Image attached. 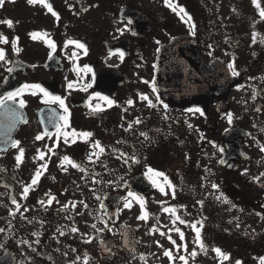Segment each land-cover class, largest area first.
<instances>
[{"label": "flooded vegetation", "instance_id": "flooded-vegetation-1", "mask_svg": "<svg viewBox=\"0 0 264 264\" xmlns=\"http://www.w3.org/2000/svg\"><path fill=\"white\" fill-rule=\"evenodd\" d=\"M45 3L4 0L0 7V21H12L0 23V264H185L181 256L187 264H260L264 0ZM168 46L176 48L171 59ZM187 65L191 71L180 76ZM26 84L61 97L68 112L34 88L5 100ZM195 108L204 114L188 111ZM97 141L103 153L93 148ZM129 193L144 198L143 208ZM145 211L149 218L139 219Z\"/></svg>", "mask_w": 264, "mask_h": 264}, {"label": "snow or ice", "instance_id": "snow-or-ice-1", "mask_svg": "<svg viewBox=\"0 0 264 264\" xmlns=\"http://www.w3.org/2000/svg\"><path fill=\"white\" fill-rule=\"evenodd\" d=\"M12 2H14V0H12ZM27 2H28L29 4H36V3L38 2V0H27ZM39 2H40V3H45V0H39ZM166 3H168L170 7L172 6V0H166ZM3 4H4V0H0V7H3ZM45 6L48 8V10H49L50 12L53 13V15H58L57 13H55V12L53 11V9H52V7H51L50 4H46V3H45ZM85 10H87V9H85ZM172 10H173L174 12L177 11V7H173ZM179 12L182 13L183 15H186V16L188 17L187 20H185L184 22H185V23H191V28L193 29V34H195V33H194V30H195V27H196V26H195V22L192 21L191 16H190V15L186 12V10H185L184 8H182V7L179 8ZM260 15H261V17H264V10L261 11ZM182 18H183V17H182ZM0 23H7L10 27L12 26V21H10V20H8V21H0ZM128 23L130 24V23H132V21H128ZM121 31H122V30H121ZM35 35H36V34L34 33L33 36L35 37ZM3 42H4V43H7V38H3ZM68 43H69V44H76V45H77L79 48H81V49H84V48H85V45H84L83 43H79V42H77V41H68ZM49 46H50L51 48L55 49V44H54L52 41H49ZM5 57H6V53L4 52L3 49H0V61H4V60H5ZM229 67H232V65H229ZM8 71H9V72H12L13 69H12V68H9ZM236 74H237V73L234 71V72H233V75H236ZM145 83H148V81H145ZM68 87L71 88V87H72V83H69ZM28 88L39 89V91L42 92V93L44 94V96H46V97H50L51 100H52L53 102H59L60 106H61L62 108H64V111H65L66 113L68 112V109H67V107L65 106L64 99H62V98L59 97V96H52L51 93H49L46 89L42 88V87H41L40 85H38V84H34V85H27V84H26V85L23 86L22 89H19V90L16 91V92H11V93H9L8 96L5 98V100H14L17 96H19V95H21V94L23 93L24 89H28ZM152 90H153V92L156 91V89H155V85H153V89H152ZM102 99H104V100L107 102V104H108L109 106H111V105L114 103V101L109 100L107 97H102ZM140 99H141L142 101H147V102H148V105H149L150 107H155V104L153 103L152 99L149 98L148 95H146V94H141ZM157 99H159V96H158V95H157ZM4 102H5V101L0 100V106H2V105L4 104ZM45 102L47 103L48 101H45ZM134 103H135L134 101H129V104H134ZM160 103L163 105L164 109H167V108H168V105L165 104V103H163L162 100L160 101ZM20 105H21V107L24 106V101H23V100L20 101ZM93 111L99 112V111H103V109H102L100 106H95V107L93 108ZM188 111H189V112H193V111H195V112H199L201 115L204 114L200 108L188 109ZM61 119L65 121V124L67 123V117H61ZM228 120H229V123L232 122V116H231V115L228 116ZM136 123H140V121L137 120ZM59 131H60V128H59V126H58V133H59ZM79 135H80V136H83V137H91V136H92V133L84 132V133H80ZM63 136H64V138H65V139H64V142H65V143H68V136H69V133L64 132V133H63ZM71 136L73 137V142H75V138H76V136H77V133H75V131H73V132L71 133ZM36 139H37V140H41V139H43V136L38 135V136L36 137ZM19 144H20V142H19V141H16V142H14L13 147H19ZM93 148H99L100 153H103V152L105 151V149L100 145L99 141H97V142H95V143L93 144ZM50 151H51V150H50ZM221 151H222V149H221ZM39 155H40V159H43L44 156H45V153L40 152ZM93 155H97V154H96V153H93ZM23 156H24V150L21 148V149H20V152H19V155L16 157V159H17L18 161H21L22 158H23ZM64 160H65V161H68L69 163H72V164H73V167H79V165L75 164V163H74L73 161H71L70 158L67 157V156L64 157ZM89 160H91V156L89 157ZM41 167L44 168V167H46V165H42ZM81 171H83V169H81ZM152 171H153L152 169H149V172H152ZM41 175H42V173H41L40 171H37V172L35 173V178L32 179V181H31V185H36V184L38 183V181H39ZM156 175H158V176H163V173H156ZM153 183H155V181H153ZM169 184H170V182H169ZM31 185L28 186V187H25V188H24V190H23V196H24V198H26L27 195L29 194V191H30V187H31ZM157 186L159 187V190H160L162 193L167 194L166 191H165V187L160 186V185H157ZM171 187H172V195H173V197H174V196H175V187H174V186H171ZM212 187H213V188H218L217 185H212ZM129 196H135V198H136L138 201H140L141 207L143 208V206H144V198H143V197L136 196V195L133 194V193H129ZM54 199H55V197H52V198L48 201V203L51 204L52 201H53ZM40 203H44V202H43V201H40ZM72 206L75 207V205H72ZM19 207H20V206L17 205V208H18V209H19ZM66 207H67V206H66ZM85 207H87V205H85ZM124 207H125V208H130V207H131V203H130V202H126L125 205H124ZM163 210H164L166 213H170V214H172V215H175V213H176L175 208H164ZM138 218H139V219H142V220H147V219L149 218V215H148V213L145 211L144 215H142V216H140V217H138ZM176 219L179 220V216H176ZM180 223H185V221L180 220ZM92 227L95 228V225H92ZM191 227L195 230V232H196V239L200 242L201 247H203V240H202V238H201V229L197 228L196 224H192ZM2 230H3V229H0V231H2ZM72 231H73V232H76V231H78V229L73 228ZM177 231L179 232L180 239L183 240V239H184V233L181 232L179 229H177ZM161 234L163 235V233H161ZM169 239H171V237H169ZM172 243L175 244V241L173 240ZM177 247L179 248L180 246H177ZM184 247H185V250H187L186 245H185ZM214 251H215L220 257H222L223 260H229V259H230V254H225L221 249L216 248V249H214ZM164 255L167 256V257H169L170 259L172 258V252H171V251H166V252L164 253ZM191 255H192V256H196L197 253H196L195 251H193V252L191 253ZM180 259H181L182 261H184L185 264H187V260H186L185 257L181 256ZM236 264H242V262H241V261H236ZM260 264H264V258H261Z\"/></svg>", "mask_w": 264, "mask_h": 264}, {"label": "water", "instance_id": "water-1", "mask_svg": "<svg viewBox=\"0 0 264 264\" xmlns=\"http://www.w3.org/2000/svg\"><path fill=\"white\" fill-rule=\"evenodd\" d=\"M173 49H176L175 47H171V46H168V47H165L163 50L165 51V57L166 58H169V59H171L173 56L172 55H170V53L168 52V51H171V50H173ZM183 68H185L184 70H181V71H179V73H180V76L181 75H184V74H186V73H188V72H190L191 71V67L189 66V65H187V66H185V67H183Z\"/></svg>", "mask_w": 264, "mask_h": 264}, {"label": "rangeland", "instance_id": "rangeland-1", "mask_svg": "<svg viewBox=\"0 0 264 264\" xmlns=\"http://www.w3.org/2000/svg\"><path fill=\"white\" fill-rule=\"evenodd\" d=\"M247 28V26H242V29H246ZM249 28V27H248ZM156 257H158V256H156Z\"/></svg>", "mask_w": 264, "mask_h": 264}]
</instances>
